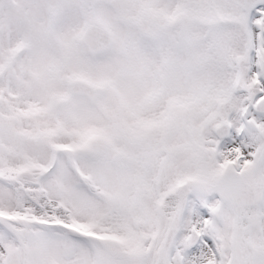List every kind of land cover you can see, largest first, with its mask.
Returning a JSON list of instances; mask_svg holds the SVG:
<instances>
[{
	"label": "snow or ice",
	"instance_id": "obj_1",
	"mask_svg": "<svg viewBox=\"0 0 264 264\" xmlns=\"http://www.w3.org/2000/svg\"><path fill=\"white\" fill-rule=\"evenodd\" d=\"M0 264H264V0H0Z\"/></svg>",
	"mask_w": 264,
	"mask_h": 264
}]
</instances>
